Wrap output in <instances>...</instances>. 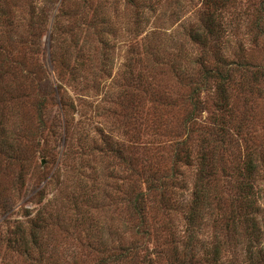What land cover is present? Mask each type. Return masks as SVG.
<instances>
[{"label":"rangeland","instance_id":"374dc122","mask_svg":"<svg viewBox=\"0 0 264 264\" xmlns=\"http://www.w3.org/2000/svg\"><path fill=\"white\" fill-rule=\"evenodd\" d=\"M177 259L264 264V0H0V264Z\"/></svg>","mask_w":264,"mask_h":264},{"label":"trees","instance_id":"16d2710c","mask_svg":"<svg viewBox=\"0 0 264 264\" xmlns=\"http://www.w3.org/2000/svg\"><path fill=\"white\" fill-rule=\"evenodd\" d=\"M222 85L219 83V87H221ZM199 88H194L193 91L189 94V100L191 103V110L188 114V124L190 123L191 127L188 131H186V135L184 137H177L174 141V155L177 156L179 158V153H181L182 151H184V147L185 145H187V141L188 138L190 136L191 131H193V125H197L198 124V109H199V105L201 104V100L199 99ZM192 129V130H191ZM202 131H207V132H203L204 134L202 136L201 139V153H200V171H199V178H198V183L196 185V189L194 191V196L192 198L191 201V213H190V217H189V226H188V241L187 243L189 245L192 244V240L195 237V232H196V219H197V215L199 210L201 209V207L204 204V200H205V185H206V180L204 179L205 176L207 177L208 175L205 174V171L208 170L209 167V163H208V155L211 153V151H216L218 150L220 147H224L223 145V141H222V137L220 132L215 130L214 127H212L211 129H207V130H202ZM205 134H208L210 136V139H208L207 137H205ZM222 144H219L218 142H221ZM211 144V147L208 148ZM208 149V150H207ZM210 149V150H209ZM187 156V155H186ZM252 162L249 161L248 163V168L252 169ZM244 178V177H243ZM246 184H239L238 185V191L240 192V194H237V197L239 198V205L243 204L247 197H248V191L250 186L246 187ZM150 187V186H149ZM140 194V195H139ZM138 195H136L135 197H133V199L131 200V209L133 210V212L140 218L139 224H138V228L137 231L140 233L142 232L143 234H146L147 231L144 230L143 224H144V206L142 205V196H145V191L144 192H140ZM253 228V227H251ZM188 248V247H187ZM187 250V249H186ZM191 250V249H190ZM191 252V251H190ZM215 253L217 252V250L215 249L214 251ZM137 251H136V246H128L122 249H119V251L114 252L113 255H111V257H113V260L115 262H120V261H124L127 260V258H131L133 256H136ZM177 258V257H176ZM174 264H189L187 262H183V260L181 259H177V261Z\"/></svg>","mask_w":264,"mask_h":264}]
</instances>
